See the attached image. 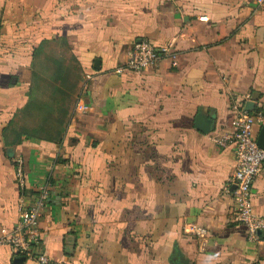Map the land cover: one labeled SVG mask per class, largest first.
I'll list each match as a JSON object with an SVG mask.
<instances>
[{"label":"crops","instance_id":"0c3cea01","mask_svg":"<svg viewBox=\"0 0 264 264\" xmlns=\"http://www.w3.org/2000/svg\"><path fill=\"white\" fill-rule=\"evenodd\" d=\"M172 37L177 65L118 70L135 40ZM250 99L264 0H0V237L49 177L56 264H264V228L249 237L224 187L235 143L212 139ZM252 202L264 216V163ZM0 264L36 261L0 243Z\"/></svg>","mask_w":264,"mask_h":264},{"label":"built area","instance_id":"2783aa9c","mask_svg":"<svg viewBox=\"0 0 264 264\" xmlns=\"http://www.w3.org/2000/svg\"><path fill=\"white\" fill-rule=\"evenodd\" d=\"M162 59L177 65L176 37L162 44L148 39L135 40L127 52L125 63L118 70L142 73L154 68ZM233 107L232 129L220 131L212 139L219 146H225L230 141L235 143L234 165L224 187L231 189L233 213L247 226L249 237L255 238L258 231L264 228V216L255 212L252 202L253 183L264 163V148L257 143L254 127L264 126V104L248 109L244 103H234ZM51 188L52 180L48 177L38 184L34 198L29 200L22 195L17 202V219L10 230L0 237V243L11 245L26 257L34 259L36 264H56L40 245L39 218L50 201Z\"/></svg>","mask_w":264,"mask_h":264},{"label":"water","instance_id":"95a60500","mask_svg":"<svg viewBox=\"0 0 264 264\" xmlns=\"http://www.w3.org/2000/svg\"><path fill=\"white\" fill-rule=\"evenodd\" d=\"M245 107L248 109H252L254 107V101L253 99L247 100L245 102ZM195 126L206 132L211 129L212 127V119L208 117L207 115H202L200 113L196 114L195 116V121H194ZM257 143L264 148V126H262L256 136ZM12 147H8L7 151L9 154H12Z\"/></svg>","mask_w":264,"mask_h":264}]
</instances>
